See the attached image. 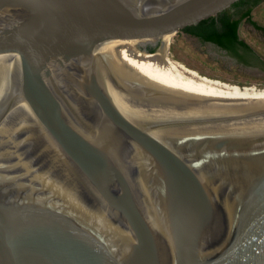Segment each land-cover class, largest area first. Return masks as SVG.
<instances>
[{"label": "water", "instance_id": "95a60500", "mask_svg": "<svg viewBox=\"0 0 264 264\" xmlns=\"http://www.w3.org/2000/svg\"><path fill=\"white\" fill-rule=\"evenodd\" d=\"M237 1L0 0L8 120L31 127L0 142V264H264V104L129 110L88 59L113 37L153 53Z\"/></svg>", "mask_w": 264, "mask_h": 264}, {"label": "bare ground", "instance_id": "6f19581e", "mask_svg": "<svg viewBox=\"0 0 264 264\" xmlns=\"http://www.w3.org/2000/svg\"><path fill=\"white\" fill-rule=\"evenodd\" d=\"M172 37L154 39L152 42L159 47L153 53L139 49L141 42L137 40L108 38L93 47L88 59L129 110L183 98L264 104V88L210 78L173 61L169 57ZM19 67L16 55L0 53V142L3 146L16 141L22 133L30 135L29 125L14 131L8 120L9 108L16 98Z\"/></svg>", "mask_w": 264, "mask_h": 264}, {"label": "rangeland", "instance_id": "374dc122", "mask_svg": "<svg viewBox=\"0 0 264 264\" xmlns=\"http://www.w3.org/2000/svg\"><path fill=\"white\" fill-rule=\"evenodd\" d=\"M264 3L254 10V18L264 23ZM240 35L253 47L264 51V33L256 31L248 22L240 26ZM159 47V45H157ZM169 57L199 74L240 86L264 88V68L245 66L237 58L221 51L211 43H204L186 33L175 34ZM201 72V73H200Z\"/></svg>", "mask_w": 264, "mask_h": 264}, {"label": "trees", "instance_id": "16d2710c", "mask_svg": "<svg viewBox=\"0 0 264 264\" xmlns=\"http://www.w3.org/2000/svg\"><path fill=\"white\" fill-rule=\"evenodd\" d=\"M262 3L264 0H239L218 15L210 16L197 25L187 26L177 34L183 32L204 43L217 45L245 66L264 68V51L256 49L240 35V26L244 21L264 33V23L254 18L255 8ZM232 9L238 13H231Z\"/></svg>", "mask_w": 264, "mask_h": 264}, {"label": "flooded vegetation", "instance_id": "af4514ba", "mask_svg": "<svg viewBox=\"0 0 264 264\" xmlns=\"http://www.w3.org/2000/svg\"><path fill=\"white\" fill-rule=\"evenodd\" d=\"M230 12L231 13H238V11L236 10V9H232V10H230ZM249 24V23H248ZM252 26V25H251ZM253 27V26H252ZM254 28V27H253ZM256 31H258V32H261L260 30H257L256 28H254ZM146 49V50H149V51H151V50H154V48L152 47V45L151 44H147L146 45V47H142V49Z\"/></svg>", "mask_w": 264, "mask_h": 264}]
</instances>
